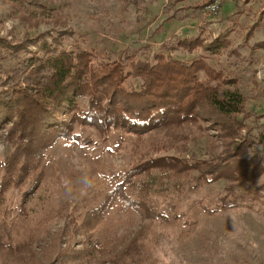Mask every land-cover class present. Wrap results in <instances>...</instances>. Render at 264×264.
Returning a JSON list of instances; mask_svg holds the SVG:
<instances>
[{"label": "trees", "instance_id": "1", "mask_svg": "<svg viewBox=\"0 0 264 264\" xmlns=\"http://www.w3.org/2000/svg\"><path fill=\"white\" fill-rule=\"evenodd\" d=\"M146 1L122 0L123 7H139ZM215 1L203 0L190 9L202 13ZM177 13L168 14L166 20L188 18L178 17ZM261 19L262 16L248 30L246 42L253 38ZM230 34L220 33L210 41L203 35L196 39L175 37L165 42L159 52L143 59L127 54L98 63H94V53L83 48L70 31L50 41V33L46 32L11 40L0 37V125L11 124L8 135L15 146L9 162H0V222L4 231L0 233V259L9 257L19 263L26 260L27 264H37L32 255L27 259L25 256L34 243L16 240L13 228L6 227L7 215L14 210L8 208L6 195L11 187L20 189L25 198L31 194L43 176L44 169L38 165L45 158L44 152L57 139L89 143L79 135L70 136L72 123L104 133L124 131L141 149L133 154L128 170L111 177L114 188L103 205L87 212L80 226L89 238L84 249H61L59 243L52 249L50 254L58 264H143L153 244V222L179 223L183 215L178 214L174 200L204 185L223 180V201L231 199L232 207L252 208L247 201L254 195L242 200L232 196L243 187L264 191V154L255 150H264V131L254 134L249 123L252 114L247 98L234 77L243 59ZM69 39L73 40L70 48L65 46ZM29 43L36 49H28ZM199 49L203 54L192 62L174 58L175 53L192 55ZM259 49H264V42L250 47L252 53ZM210 59L217 60L216 65ZM249 61L254 63L251 57ZM8 62L16 66L8 68ZM201 73L205 75L203 79ZM131 77L141 80L139 89L125 86ZM80 95L90 96L88 112L75 105ZM62 116L67 119L62 121ZM210 129L218 131L220 153L210 139L212 157L208 159L187 162L180 157L158 156L169 151L188 152ZM153 137L158 140L150 141ZM28 181L30 188L22 187ZM113 199L123 213L136 210L145 220L118 250L108 249L97 228ZM261 199L264 201V196ZM24 213L23 208L21 214L27 219Z\"/></svg>", "mask_w": 264, "mask_h": 264}, {"label": "rangeland", "instance_id": "2", "mask_svg": "<svg viewBox=\"0 0 264 264\" xmlns=\"http://www.w3.org/2000/svg\"><path fill=\"white\" fill-rule=\"evenodd\" d=\"M202 1L156 0L154 3L147 0L140 7H123L122 0H0V37L11 40L12 37H36L46 32L50 33V41L63 31H70L75 33V39L83 48L94 53V63H98L101 60H118L127 54L143 59L155 51L159 52L163 43L178 36L196 39L203 35L210 41L220 33L229 32L230 40L239 47L243 59L242 67L234 77L247 98L252 114L249 123L254 134L262 132L264 49L252 53L250 47L256 42H264V25L259 26L249 42L245 37L260 14L264 19V0H238L244 12H237L234 7L225 14L222 13L223 7L231 0H217L220 10L216 16L210 15L207 9L202 13L190 9L191 5H199ZM173 12H178V17L185 15L188 18L168 22L167 15ZM162 21L163 24L168 23L164 36L153 34L154 26ZM184 23H188L189 33L182 30ZM178 31L179 34L174 35ZM72 43L73 40L69 39L65 46L70 48ZM28 49L36 47L29 43ZM201 54L202 49L191 56L178 52L174 58L192 62ZM250 57L254 63L249 61ZM209 61L216 65L217 60ZM221 61L229 70L224 58ZM6 66L16 65L8 62ZM204 77L201 73L200 78ZM140 85L141 80L133 77L125 84L129 90L139 89ZM75 105L88 112L90 96H78ZM66 119L62 116V121ZM10 125L5 122L0 125L1 163H8L15 153L14 143L8 135ZM72 125L70 136L79 135L89 143L57 139L44 152L45 158L38 165L44 169L43 176L31 194L25 198L20 189L11 187L6 195L8 208L14 209L7 215L6 227L13 228L16 240L34 243L33 249L25 256L27 259L32 255L37 264H58L55 256L50 254L57 243L61 249H84L89 238L80 226L87 212L103 205L107 194L114 188L111 177L128 170L133 154L141 149L135 147L137 142L131 141V134L124 131L104 133L80 123ZM210 139L216 145V152L220 153L222 142L218 131L210 129L188 152L169 151L158 156L180 157L187 162L208 159L212 157ZM156 140L158 138L150 139ZM255 150L264 154L261 147ZM28 183L22 187L30 188ZM225 186L226 182L222 180L187 191L175 199L178 214L183 217L179 223L175 220L169 224L153 222V244L143 264H264V201L261 199L264 191L243 187L232 197L242 200L245 196L254 195L253 200L247 201L252 208L245 205L232 207L231 199L223 201ZM23 208L27 219L21 214ZM205 209L216 213L211 214ZM103 215L97 228L109 250L120 249L123 241L132 237L145 222L143 214L136 210L123 213L114 199ZM193 222L195 224H191ZM0 233L4 234L1 222ZM4 237L8 243V237ZM14 261L6 257L0 259V264H27L26 260Z\"/></svg>", "mask_w": 264, "mask_h": 264}, {"label": "crops", "instance_id": "3", "mask_svg": "<svg viewBox=\"0 0 264 264\" xmlns=\"http://www.w3.org/2000/svg\"><path fill=\"white\" fill-rule=\"evenodd\" d=\"M152 1V0H151ZM238 0H231V3H226L225 4V6L223 7V12L222 13H228L230 10H232V8H234V7H236V10H237V12H244V9L243 8H240V5H242V3H238L237 2ZM153 2V1H152ZM155 3V2H154ZM144 4V3H143ZM142 5V4H141ZM140 5V6H141ZM133 6V5H132ZM139 6V7H140ZM261 15L262 14H260V16L258 17V20L260 19V17H261ZM238 17H240L239 15H237ZM164 20V19H163ZM257 20V21H258ZM261 20H263V22H262V24L261 25H264V19H261ZM165 21V20H164ZM172 21H174V20H170V21H168V22H172ZM167 24L168 23H165V24H163V21L162 22H160L159 24H157V25H155L154 26V28L152 29V33L153 32H155L156 33V35H163L164 36V30H168L167 29ZM253 24H255V23H253ZM183 28H182V30H187V32L186 33H189L191 30H188V23H184L183 24ZM199 26H201V24L199 25ZM179 32L180 31H178L177 32V34L175 33L174 35H178L179 34ZM155 33H153V34H155ZM256 33V32H255ZM173 35V36H174ZM178 37H181V36H178ZM254 37V36H253ZM182 38H184V37H182ZM187 38V37H186ZM190 39H192V38H190ZM152 40H154V39H152ZM164 44V43H163ZM162 44V45H163ZM155 52H157V51H155ZM193 55V54H192ZM191 56V55H190Z\"/></svg>", "mask_w": 264, "mask_h": 264}, {"label": "built area", "instance_id": "4", "mask_svg": "<svg viewBox=\"0 0 264 264\" xmlns=\"http://www.w3.org/2000/svg\"><path fill=\"white\" fill-rule=\"evenodd\" d=\"M208 13L212 16H216L218 13H219V10H220V4H219V1H215L214 3L208 5L206 7Z\"/></svg>", "mask_w": 264, "mask_h": 264}]
</instances>
